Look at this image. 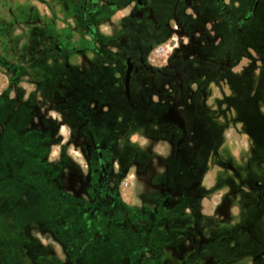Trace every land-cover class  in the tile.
<instances>
[{
    "label": "rangeland",
    "instance_id": "obj_1",
    "mask_svg": "<svg viewBox=\"0 0 264 264\" xmlns=\"http://www.w3.org/2000/svg\"><path fill=\"white\" fill-rule=\"evenodd\" d=\"M138 1L0 0V264H264V0Z\"/></svg>",
    "mask_w": 264,
    "mask_h": 264
},
{
    "label": "crops",
    "instance_id": "obj_2",
    "mask_svg": "<svg viewBox=\"0 0 264 264\" xmlns=\"http://www.w3.org/2000/svg\"><path fill=\"white\" fill-rule=\"evenodd\" d=\"M131 136L132 135H130V138ZM75 146L79 149V152H81L82 154L83 152H85L82 145L78 144ZM94 149H95L94 145H91V147H89L87 151L90 154V150H94ZM51 150L52 149L48 151V156L51 155L52 153ZM45 157L46 156H42L39 158V160H43V158ZM82 159H83V156L79 159L70 158V160H67V164L65 165V168H64L65 173H64V176L61 177V182H60V185H61L60 187L62 188L63 193H65L67 196H77V197L78 196H92L91 192H88L87 188L85 187V183L88 180V173L83 168ZM133 165L130 170L124 171V173L127 175L128 178L125 179L124 177L125 179L124 182L121 181L122 187L123 185L125 186L133 182V180H131L132 177L139 176L138 166L137 165L133 166ZM104 179L107 180L108 182L111 181V178H109L107 172H106V177ZM91 190L93 191V188H91ZM114 196H121V194L114 195Z\"/></svg>",
    "mask_w": 264,
    "mask_h": 264
},
{
    "label": "water",
    "instance_id": "obj_3",
    "mask_svg": "<svg viewBox=\"0 0 264 264\" xmlns=\"http://www.w3.org/2000/svg\"><path fill=\"white\" fill-rule=\"evenodd\" d=\"M131 69H132V65L130 62H128L127 73H126V78H125L126 85H128Z\"/></svg>",
    "mask_w": 264,
    "mask_h": 264
},
{
    "label": "flooded vegetation",
    "instance_id": "obj_4",
    "mask_svg": "<svg viewBox=\"0 0 264 264\" xmlns=\"http://www.w3.org/2000/svg\"><path fill=\"white\" fill-rule=\"evenodd\" d=\"M139 3H141V1L139 0L138 1ZM131 63V62H130ZM127 64H128V62H127ZM131 65H132V69H131V72H132V70L134 69V65L131 63ZM131 72H130V76H131ZM130 78V77H129Z\"/></svg>",
    "mask_w": 264,
    "mask_h": 264
}]
</instances>
